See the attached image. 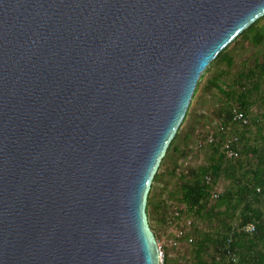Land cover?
I'll list each match as a JSON object with an SVG mask.
<instances>
[{"label":"water","instance_id":"obj_1","mask_svg":"<svg viewBox=\"0 0 264 264\" xmlns=\"http://www.w3.org/2000/svg\"><path fill=\"white\" fill-rule=\"evenodd\" d=\"M264 0H0V264H161L148 195L203 71Z\"/></svg>","mask_w":264,"mask_h":264},{"label":"trees","instance_id":"obj_2","mask_svg":"<svg viewBox=\"0 0 264 264\" xmlns=\"http://www.w3.org/2000/svg\"><path fill=\"white\" fill-rule=\"evenodd\" d=\"M263 17L245 29L239 37L247 39L254 46L264 45V24H258ZM228 46L211 61L199 78L200 81L205 72L217 64L219 72L212 75L208 83L224 96L218 110L221 120L218 129L196 134L192 127L182 136L179 128L160 166L167 158L175 156L174 173L178 167V156H186L185 148L195 135L203 138L200 145L204 141L207 146V162L180 173L179 184L170 195L177 203L171 215L167 216L160 211L167 210L166 203L162 199L154 200L151 192L146 206L155 235L151 212L161 213L164 222L170 225L179 224L184 216L190 217L186 218L189 219V230L180 226L176 235L177 241L186 244L188 258L185 259L190 264H264V141L254 146L239 137L237 141L231 142L238 156L228 157L222 152L224 141L231 137L226 133L227 128L239 124L233 120L234 111H243L249 119L255 98L264 96V57L257 56L253 66L237 71L231 82H227L223 77L234 64ZM244 125L247 127V124ZM159 177L158 169L152 184ZM222 179L226 183L218 191L216 185ZM162 264H170L167 255Z\"/></svg>","mask_w":264,"mask_h":264},{"label":"rangeland","instance_id":"obj_3","mask_svg":"<svg viewBox=\"0 0 264 264\" xmlns=\"http://www.w3.org/2000/svg\"><path fill=\"white\" fill-rule=\"evenodd\" d=\"M259 25L264 24V17L259 21ZM229 53L233 57V66L227 70V74L223 77L227 82L235 77V73L243 68L251 67L255 63L257 56L264 57V45L254 46L250 41L243 37H237L232 43L229 44ZM263 58H261L262 60ZM225 66V64H221ZM218 66L213 65L209 68V71L205 72L204 76L198 82L191 99L186 117L180 127V135H184L190 128H195V133L205 134L209 129H218L220 123V117L218 116V110L221 107L224 96L217 88L208 83V79L212 75L217 74ZM264 95V91H263ZM256 101L251 107L249 112V122L247 127L243 124L229 125L226 133L228 136H237L238 138H244L249 141V144L258 146L264 141V96L255 98ZM246 128L248 131H246ZM212 131V130H211ZM210 138V137H209ZM196 135L193 136L188 146L184 151L186 156H178L177 168L173 173V167L175 156L167 158L163 164L159 167L160 177L159 180L152 184L151 195L154 196V200L162 199L165 201L167 210H160L165 215H171L172 211L177 206L175 199H171V192L175 191L179 184L180 173L186 171L189 167H197L200 164H205L208 160V151L205 142L200 145V140ZM177 158V156H176ZM228 182V181H227ZM226 181L222 179L216 185V189L221 191ZM152 211V209H151ZM190 218L184 216L180 223L177 225L165 223L163 216L159 212H151V223L156 231V237L161 250V264L163 263L165 256L169 258L170 264H190L188 260V251L186 244L183 241H177L176 235L180 231V226L188 231V220ZM169 217H167V220ZM201 227H204L201 224ZM186 257V259H185Z\"/></svg>","mask_w":264,"mask_h":264},{"label":"built area","instance_id":"obj_4","mask_svg":"<svg viewBox=\"0 0 264 264\" xmlns=\"http://www.w3.org/2000/svg\"><path fill=\"white\" fill-rule=\"evenodd\" d=\"M233 120L239 123L247 124L249 121L248 117L245 115L243 111H234L233 113ZM222 145V152L226 154L228 157H236L238 156V151L232 147L231 142L232 141H237L238 137L233 135L231 137H227ZM209 140L211 141L212 138L210 137ZM250 229H253V227H250ZM162 254V253H161Z\"/></svg>","mask_w":264,"mask_h":264}]
</instances>
